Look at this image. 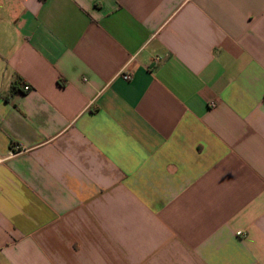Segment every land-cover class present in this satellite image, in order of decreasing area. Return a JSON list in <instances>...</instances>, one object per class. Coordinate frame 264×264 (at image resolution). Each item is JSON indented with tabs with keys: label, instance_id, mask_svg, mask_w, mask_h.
<instances>
[{
	"label": "crops",
	"instance_id": "crops-1",
	"mask_svg": "<svg viewBox=\"0 0 264 264\" xmlns=\"http://www.w3.org/2000/svg\"><path fill=\"white\" fill-rule=\"evenodd\" d=\"M0 264H264V0H0Z\"/></svg>",
	"mask_w": 264,
	"mask_h": 264
},
{
	"label": "trees",
	"instance_id": "trees-1",
	"mask_svg": "<svg viewBox=\"0 0 264 264\" xmlns=\"http://www.w3.org/2000/svg\"><path fill=\"white\" fill-rule=\"evenodd\" d=\"M19 91H21V88L19 87V83L18 84H13L11 86L10 92L8 94L7 98H10L12 96H14L16 93H18Z\"/></svg>",
	"mask_w": 264,
	"mask_h": 264
},
{
	"label": "built area",
	"instance_id": "built-area-1",
	"mask_svg": "<svg viewBox=\"0 0 264 264\" xmlns=\"http://www.w3.org/2000/svg\"><path fill=\"white\" fill-rule=\"evenodd\" d=\"M123 78H124V80L129 81L131 79V75L124 73L123 74ZM30 90H31V87L29 85H26L24 87V91L28 92ZM211 107H215V104H211Z\"/></svg>",
	"mask_w": 264,
	"mask_h": 264
}]
</instances>
